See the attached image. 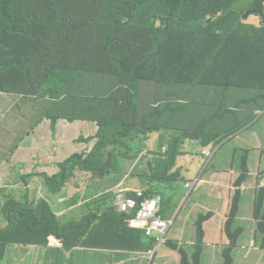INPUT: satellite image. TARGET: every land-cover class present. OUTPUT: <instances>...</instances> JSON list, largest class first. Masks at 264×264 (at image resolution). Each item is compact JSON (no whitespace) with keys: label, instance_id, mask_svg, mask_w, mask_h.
<instances>
[{"label":"trees","instance_id":"trees-1","mask_svg":"<svg viewBox=\"0 0 264 264\" xmlns=\"http://www.w3.org/2000/svg\"><path fill=\"white\" fill-rule=\"evenodd\" d=\"M148 84L153 90L145 91ZM0 91L51 99L53 128L62 118L90 123L77 140L94 139L85 130L97 132L93 148L76 151L46 177L49 190L62 191L76 169L111 185L107 172L120 155L152 163L141 137L153 124L208 144L243 131L255 110H264V0H0ZM172 97L189 122L175 120L172 103H154ZM176 145L170 142L158 166L161 179L174 165ZM247 172L245 165L240 181ZM151 191L132 186L120 193L142 199ZM116 194L101 193L74 229L45 200L27 198L18 208L27 209L25 218L0 230V259L8 244H44L50 235L69 250L86 245L93 218L120 212ZM256 209L263 213V202ZM127 217L129 226L133 211Z\"/></svg>","mask_w":264,"mask_h":264},{"label":"crops","instance_id":"crops-1","mask_svg":"<svg viewBox=\"0 0 264 264\" xmlns=\"http://www.w3.org/2000/svg\"><path fill=\"white\" fill-rule=\"evenodd\" d=\"M4 94L6 93L0 92V97ZM15 97L14 95L12 99L0 102V126L3 124L0 131V170L6 162V172L10 174L7 182L13 187L22 185L21 177H27L37 168L51 177L59 172L60 162L76 151L94 147L97 132L93 130L84 131L86 136L94 138L93 140H77L81 125L92 128L90 123L60 120L56 124L59 132L77 130L76 136L72 138L67 135L58 141L52 139L51 143L56 145L58 152L66 141L69 146L68 154L58 156L55 151L33 153L27 152L28 148H25L27 158H22L17 148L31 129L24 131L28 128V122L24 117L19 118L16 113L19 104L13 102ZM254 114H262L259 119H254V124L264 118L263 109L255 110ZM248 127L227 139L212 140L208 144H203L197 138L181 135L177 130L175 139L179 153L167 177L162 179L157 170L161 160H167L170 144L165 135L156 145L152 141L145 142L144 136L141 137L147 147L143 152L146 151L145 155L152 163L144 162L142 155L128 163L118 161L119 173L122 171L123 175L112 177L113 184H108L107 190H116L114 204L116 205L120 192L127 193L132 186H140L147 191L151 189L154 194H159L163 200V217L173 220L172 227L178 223L176 229L171 231V227L167 232L164 242L158 241L159 234L148 236L139 226L131 229L130 225L128 226L129 214L110 213L109 210L103 217L92 219L88 227L92 232L86 236L87 242L82 239L86 244L84 246L71 250L66 249L64 245L57 246L50 242L51 237L59 239L55 235H50L44 244L12 243L4 248L0 264H264V250L261 249L264 243V212L258 214L256 209L257 203L261 201L264 210V144L260 140L264 139V122L261 132L252 128L253 142L247 141L243 136ZM96 128L98 129V123ZM19 135H22V139L18 141ZM77 142H86V147H79ZM226 143H235V147L243 151L239 164H232L230 160L233 156L228 154V163L223 168L213 167L201 173V162L212 157L217 144L223 147ZM192 148L194 151L189 153L187 149ZM219 150L215 152V156ZM13 157L25 162L26 171L19 167L20 163ZM37 157H40L41 162L35 165ZM245 165L248 172L246 178L240 181ZM81 171L91 174L85 186L92 191H96L93 185L98 186L96 195L87 197L80 193L82 181H76L72 186V177L62 191L49 190L47 180L46 186L41 190V199L48 203L62 224L72 218L82 224L90 215L87 206L93 201H98L101 193L107 192L101 185L107 183L108 178L102 182L95 179L92 172ZM171 175L173 177H170ZM7 182H0V201L7 197ZM188 183H192V186L189 187ZM182 184L185 189L195 192L189 207L184 210L182 203L185 196H182L175 206L167 208L164 205L165 195ZM28 193H31L29 189ZM76 197L78 202L75 201ZM27 198L31 199L30 196ZM234 198L238 200L234 201ZM86 199L89 202L83 205L84 209L80 213L79 206L85 203ZM20 207L22 206L14 205L10 199L6 200V204H0V230L7 228L11 221L19 216ZM123 215L124 221L121 219ZM150 251H153L152 255L149 254ZM184 256L189 257L187 262L183 261Z\"/></svg>","mask_w":264,"mask_h":264},{"label":"rangeland","instance_id":"rangeland-1","mask_svg":"<svg viewBox=\"0 0 264 264\" xmlns=\"http://www.w3.org/2000/svg\"><path fill=\"white\" fill-rule=\"evenodd\" d=\"M164 20L167 21L168 20V15H163ZM154 85L152 84H148V86H146L145 91H151L153 90ZM13 94V95H12ZM14 95L16 96L15 100L13 102L19 104L16 113L18 114L19 118L24 117L26 119V121L28 122V128L25 129L29 130L31 129V131L28 133V136L26 137V139L21 143V145L17 148V150H19L21 152V157L26 159L27 158V154H26V149L28 148L27 152H41L43 153L44 151L47 152H53L55 151V155L58 156H62L64 154H68V144L66 141H64L62 143V145L60 146V152L57 151V147L55 144H52V139H55L56 141H58L59 138L65 136L67 137V135L72 138L74 136H76L77 134V130L76 129H72V130H65L64 132H59V130L57 129V126H55V128H53L51 126V118H50V111L53 107V101L51 99L48 98H37V97H33V96H27L24 95V97H18V96H23L22 94H17V93H11L8 92L6 94H4L3 96L0 97V102H4L8 99H12L14 97ZM157 99V97H156ZM169 100V101H167ZM172 103L174 105V109L176 112H178L177 117L175 118V120L180 121L182 118V123L185 124L187 122L190 121V118L188 117V112H183L181 113L176 107H177V100L175 98H164V100H155L154 103L156 106H160L163 105L164 107L168 104V103ZM1 109V107H0ZM190 109V108H189ZM262 116V114L257 115L256 118H260ZM1 118V116H0ZM61 120H64L63 118ZM59 122V121H58ZM264 122V118L260 119L258 121V123L254 124L252 123L248 128V130L245 132V134L243 135L244 137H246L247 141L253 142V138L251 136V130L252 128H255L257 130V132H261V125ZM166 126H168L170 129H166ZM253 126V127H251ZM3 128V124H1L0 126V131ZM153 132L144 135V141L145 142H154V144L156 145V142H159L162 138L163 135H165L169 141L174 142L175 138H176V132H175V127L171 126V125H158V128H156L153 124ZM154 129L156 131H154ZM233 136L235 134H232ZM12 136H14V134H12ZM22 135H19V138L17 139L18 141L22 139L21 137ZM188 139V138H186ZM261 142L264 144V139H260ZM77 145L79 147H86V142H77ZM237 146V145H236ZM220 149V150H219ZM189 153H192L194 151V149H187ZM218 151L217 155L215 156V152ZM252 151H254V149L252 148ZM251 151V152H252ZM64 153V154H63ZM228 154H231L233 157L230 160L232 164H234L235 166H237L239 164L240 161V157L243 154V151H240V149H238L237 147H235V143H226L223 147H221L219 144L216 145V147L213 150V155L211 158H205L204 161L201 162V168H200V172L203 173L205 170H210L213 167H217V168H223L227 163H228ZM214 156V157H213ZM13 159L16 162H19L20 165L19 167L23 170L26 171V166H25V162H21L19 160L18 157ZM118 157L115 156L114 160H117ZM120 162L122 163H128L131 160L124 158L123 156H119L118 159ZM41 162L40 157H37L35 159V165L37 163ZM6 166H8V164L5 162L2 164L1 166V170H0V182L5 181V183L7 182L8 178L10 177V174L6 172ZM73 175L72 180L70 181V185L74 186V184L76 183V181H82V184L80 188V193H82L83 195L87 196V197H91L96 195L98 186L93 185L96 188V191H92L91 188H89L88 186H85V182L86 180H89L91 177L90 173H84L82 172L80 169H76L73 171ZM76 174L78 176H76ZM85 174V175H84ZM111 174V177H117V176H121L123 175L122 171L119 173V163L118 161H115L113 166L110 167L109 171L107 172V175ZM46 172H42L39 171V168H37L34 172L30 173L27 175V177L23 178L21 177L22 185L20 186H16L13 187L12 185H10L7 182V186H6V191L5 194L7 195L6 198L1 199L0 204H6V200L10 199V201L14 202V205H23L25 206V202L27 201V197L30 196L31 200L39 202L41 201V190L43 189V187L46 186ZM110 177V178H111ZM68 182V181H67ZM110 179L107 181V183H104L101 185V188L104 191L108 190V184H109ZM186 184V183H185ZM66 185V184H65ZM28 189L31 191V193H28ZM195 192L192 193V191H189L187 189H185L183 187V184L181 186H176L173 190L169 191L166 195H165V200H164V205L167 208H170L172 206H175L178 201L180 200V198L182 196H185L182 206L185 208L189 207L192 198L194 196ZM75 201L78 202V197L75 198ZM85 203H83L82 205L79 206L78 211L81 213L82 209H84L83 205L88 203L89 200L86 199L84 201ZM27 212L26 208L22 209V212L19 213L20 216H25ZM25 218V217H23ZM25 221L27 223H32V218L27 217L25 219ZM63 226H65L66 228H70V229H74L77 226V219L76 218H72L69 221H67ZM178 226V223L176 222L175 225L172 227L173 231L174 229H176ZM132 227V226H131ZM135 229L137 228V226L134 227ZM169 237H170V233H169Z\"/></svg>","mask_w":264,"mask_h":264},{"label":"built area","instance_id":"built-area-1","mask_svg":"<svg viewBox=\"0 0 264 264\" xmlns=\"http://www.w3.org/2000/svg\"><path fill=\"white\" fill-rule=\"evenodd\" d=\"M189 187L192 183L187 184ZM162 197L159 194L149 195L142 199H134L125 197L123 194L117 196L116 205L119 206V211L124 214H129L133 211L134 218H130L132 227L139 226L143 228L148 236L157 233L160 235L158 241L164 242L165 235L173 225V220L164 218L160 215ZM52 244L63 247L64 242L61 239L54 237L50 238ZM150 255L153 251H150Z\"/></svg>","mask_w":264,"mask_h":264},{"label":"clouds","instance_id":"clouds-1","mask_svg":"<svg viewBox=\"0 0 264 264\" xmlns=\"http://www.w3.org/2000/svg\"><path fill=\"white\" fill-rule=\"evenodd\" d=\"M0 92H5V91H0ZM5 93H8V92H5ZM27 96H30V95H27ZM244 130V129H243Z\"/></svg>","mask_w":264,"mask_h":264}]
</instances>
